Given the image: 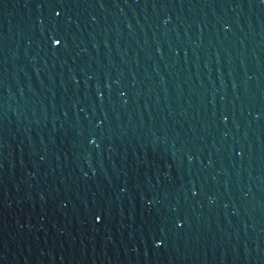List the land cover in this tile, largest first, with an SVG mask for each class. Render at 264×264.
Instances as JSON below:
<instances>
[{
	"label": "water",
	"instance_id": "obj_1",
	"mask_svg": "<svg viewBox=\"0 0 264 264\" xmlns=\"http://www.w3.org/2000/svg\"><path fill=\"white\" fill-rule=\"evenodd\" d=\"M0 264H264V0H0Z\"/></svg>",
	"mask_w": 264,
	"mask_h": 264
},
{
	"label": "snow or ice",
	"instance_id": "obj_2",
	"mask_svg": "<svg viewBox=\"0 0 264 264\" xmlns=\"http://www.w3.org/2000/svg\"><path fill=\"white\" fill-rule=\"evenodd\" d=\"M56 43H59V41H56Z\"/></svg>",
	"mask_w": 264,
	"mask_h": 264
}]
</instances>
